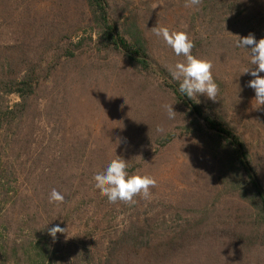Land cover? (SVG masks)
I'll return each instance as SVG.
<instances>
[{
  "label": "trees",
  "instance_id": "16d2710c",
  "mask_svg": "<svg viewBox=\"0 0 264 264\" xmlns=\"http://www.w3.org/2000/svg\"><path fill=\"white\" fill-rule=\"evenodd\" d=\"M48 1L33 11L32 0H0V264H264V119L232 111L255 97L247 86L254 77L242 72L256 66L236 36L264 38V0H202L175 27L193 40L194 56L213 63L220 91L209 104L181 94L156 59L150 26L159 12L150 5L139 17L116 0H83L92 30L75 36L43 20ZM116 60L158 76L160 91L187 114L189 130L212 155L215 184L208 194L197 188L190 207L196 224L213 213L211 223L187 220L179 233L165 229L154 238L156 214H142L150 199L110 203L95 188L94 175L122 150L98 148L93 130L75 127L72 95ZM78 64H86L80 72ZM161 140L172 143V135ZM53 188L65 203H49ZM117 207L139 214L114 230ZM57 225L68 234L53 241L48 229Z\"/></svg>",
  "mask_w": 264,
  "mask_h": 264
},
{
  "label": "rangeland",
  "instance_id": "374dc122",
  "mask_svg": "<svg viewBox=\"0 0 264 264\" xmlns=\"http://www.w3.org/2000/svg\"><path fill=\"white\" fill-rule=\"evenodd\" d=\"M40 1L32 0L33 11L40 7ZM116 1L119 5L129 6L130 11L137 12L139 17L147 15V5L159 12L152 21L150 31L157 26L158 21L161 26L170 30L172 26L174 30H179L175 27L182 28L187 21L185 17L188 8L184 7L185 0H182V3L175 2L174 6L170 5L171 0ZM45 8L47 11L42 12L45 22L64 24L75 36L92 30L90 21L83 12V0H49ZM175 9L178 10L177 13H173ZM2 18L0 15L1 23ZM150 38L152 50L160 64L169 68L184 61L182 56H177L162 38L155 36L152 31ZM84 62L88 60L85 59ZM80 64L74 65L75 71L80 72L86 65ZM109 68L98 79L90 74L85 81L86 87L82 86L73 91L75 127L93 130L94 143L98 148L122 150L121 156L128 161L129 168L138 169L139 174L150 175L156 179V187L151 189L150 202L146 203V210H142V214H156L158 225L154 238L162 236L165 229L179 233L181 226H189L187 220L193 225L204 226L211 223L213 213L202 216L196 224L193 220L195 209L190 208L194 207L192 198L197 194V188L207 194L213 188L215 162L212 155L204 154L201 142L195 138L192 130H189V117L173 99L160 91L158 76H140L118 60L112 62ZM68 81L70 82L69 79ZM198 98L209 104L210 99L205 95H199ZM254 99L255 97L247 107L238 103L232 111L252 114L263 120L264 105H257ZM11 102L16 103L17 98L12 97ZM164 104H173V110L176 112L174 119H168L162 107ZM158 126L163 127L164 131L158 132ZM167 135H172V143L166 144L161 140ZM261 152L260 163L264 169V150ZM111 154L109 153L110 156ZM132 208L114 209L110 216V226L116 230L129 220V216H137L139 213L134 212L133 215ZM186 256H189L190 262L192 252Z\"/></svg>",
  "mask_w": 264,
  "mask_h": 264
},
{
  "label": "clouds",
  "instance_id": "9594fccd",
  "mask_svg": "<svg viewBox=\"0 0 264 264\" xmlns=\"http://www.w3.org/2000/svg\"><path fill=\"white\" fill-rule=\"evenodd\" d=\"M202 0H185V8H198ZM153 34L166 43L177 56H183V62H177L169 67L171 77L179 82V91L189 99L205 95L208 99L216 101L219 95V85L213 76V63L204 58L192 54L194 42L188 33L183 30H170L160 25L151 29ZM236 47L247 49L250 57V65H255L251 70L247 67L242 74L250 73L254 79L248 82V87L255 91L254 101L257 105H264V38L258 41L253 34L244 37L236 36ZM126 102V99H125ZM173 104H164L162 107L167 113L168 119H174L176 112ZM158 132L164 128L158 126ZM195 143V141H193ZM127 160L117 156L101 171L94 175V186L100 194L108 199L110 203L124 202L135 204L136 197L145 200L150 199L151 189L156 187L157 181L150 175L130 174ZM49 203H65V195L53 188L49 194ZM68 234V228H61L59 225L49 228L48 234L55 241L57 234Z\"/></svg>",
  "mask_w": 264,
  "mask_h": 264
}]
</instances>
